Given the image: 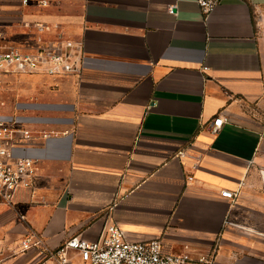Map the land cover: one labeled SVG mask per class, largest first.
<instances>
[{"label":"crops","instance_id":"0c3cea01","mask_svg":"<svg viewBox=\"0 0 264 264\" xmlns=\"http://www.w3.org/2000/svg\"><path fill=\"white\" fill-rule=\"evenodd\" d=\"M40 1L0 0L2 31L18 44L63 33L81 69L19 76L32 88L13 117L49 137L11 149L35 173L0 201V264H56L48 252L111 224L167 254L264 264V0H220L206 17L194 0Z\"/></svg>","mask_w":264,"mask_h":264},{"label":"built area","instance_id":"2783aa9c","mask_svg":"<svg viewBox=\"0 0 264 264\" xmlns=\"http://www.w3.org/2000/svg\"><path fill=\"white\" fill-rule=\"evenodd\" d=\"M203 16H208L220 0H194ZM28 0H22L27 4ZM40 1V6H45ZM174 7L168 8L172 14ZM38 32L45 26L35 25ZM5 34L0 26V89L8 76L32 75L41 72L46 76L77 74L81 69L82 51L76 44L66 41L64 44H45L39 42L32 51L22 52L6 47ZM226 122V118L217 116L212 120L211 131L217 132ZM49 134L33 127H25L16 119L0 120V201L9 204L13 193L20 189H30L34 177V161L26 157H16L11 149L28 146L37 139H46ZM181 155V153H179ZM261 177L264 175L261 173ZM192 178H189L191 180ZM221 196L235 200L233 192H221ZM40 241L35 237L21 241V250L36 247ZM74 252L78 263L69 256ZM48 258H54L56 264H213L212 256L196 260L188 255H173L163 251L159 240L133 242L125 238L123 231L115 224L108 225L96 241H87L81 237H72L59 248L48 252Z\"/></svg>","mask_w":264,"mask_h":264},{"label":"rangeland","instance_id":"374dc122","mask_svg":"<svg viewBox=\"0 0 264 264\" xmlns=\"http://www.w3.org/2000/svg\"><path fill=\"white\" fill-rule=\"evenodd\" d=\"M32 2L33 0H28L29 4ZM34 2L38 4V0H34ZM45 3V6H47L48 3ZM253 20L255 25L256 37L261 42V46L264 51V8L255 12ZM4 34L5 39H9V42L13 39V41H11L9 45L7 44L6 47L15 48L22 52L32 51L36 49L39 42L45 44H64L66 41L74 42L73 40L66 38L63 33H60L53 40L46 41V38L44 36L39 37L36 36V34H33L32 31H27L26 34L21 35L22 40L18 44L17 42H15L16 35H12V39H10L8 38L6 32H4ZM4 81L5 83L1 86L0 89V118L12 117L11 119H15L13 116L19 113L18 109H21V106L19 105L21 101L20 98L24 97L23 93L25 92L26 88H32V83L29 81L25 82L23 78H19V76H8L4 79ZM26 98L30 100L32 99L29 96H26Z\"/></svg>","mask_w":264,"mask_h":264}]
</instances>
